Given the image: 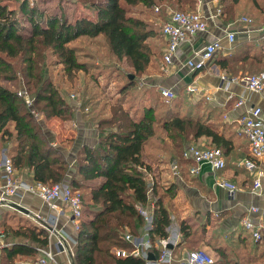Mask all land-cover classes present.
<instances>
[{"label": "trees", "instance_id": "trees-1", "mask_svg": "<svg viewBox=\"0 0 264 264\" xmlns=\"http://www.w3.org/2000/svg\"><path fill=\"white\" fill-rule=\"evenodd\" d=\"M82 1L95 9V18L84 16L69 21L60 14L46 17V12L40 7L23 2L20 15L27 17L31 24V31L26 34L19 14L9 10L7 4L0 0V150L8 147L16 168H31L33 179L53 184L72 173V179L68 178L73 188H88L83 200L85 202L86 199L87 203L84 210L90 215L81 220L75 264H146L140 256L131 253L120 256L116 251L133 248L125 238L127 232L137 235L143 232L146 221L137 203L149 204L150 196L154 200L151 237L156 240L169 236L173 221L170 210L175 207L174 197L179 184L171 180L162 185L157 173L159 165L176 159L187 164L188 159L183 157L186 146L202 136L210 139L209 146L223 150L226 161L235 145L231 135L219 131L214 123L199 114L203 101H191L185 87H182L174 98L167 100L170 103L164 109L159 101L152 103L154 99L150 96L147 98L149 103H144V110L138 116L117 102L97 122L98 141L84 143L77 150L76 166L71 169L64 150L53 145L44 121L18 94L20 87L11 89L3 85L2 80L24 81L23 86L34 97L33 107L46 119L55 116L67 119L72 116L71 112L75 115V109L55 86L50 71L52 62H48L50 55L57 56L67 74L79 70L86 72L89 62L82 58L83 45L78 40L97 38L102 34L117 60L127 58L138 75L150 68L154 54L147 41L153 36L152 28L128 9V4H149L152 0ZM188 1L189 6L196 7L197 0H176V3L183 5ZM240 1H219L223 21L236 20V6ZM250 1L255 11L264 13V0ZM235 46L231 54L217 51L211 61L233 74L264 71L263 33L244 39ZM130 74H126L127 81L123 82L124 93L137 85L135 76L131 78ZM154 91L145 89L142 93L149 96ZM156 91L164 100L158 88ZM143 94H139L142 102ZM246 156H251L250 144ZM150 174L153 177L151 193L148 192ZM97 178H103L101 183H87ZM11 217L17 219L15 225L6 222L7 217L0 219V225L6 232L13 230L29 238V243L3 248L0 264H15L19 253L34 256L37 252L34 244H48V231L44 228L24 217ZM179 224L183 246L196 249L191 247L205 243L219 253L221 261L216 260L213 264H264L263 240H254L245 228L226 234L216 231L208 241L204 220L194 225L186 217L179 219Z\"/></svg>", "mask_w": 264, "mask_h": 264}, {"label": "crops", "instance_id": "crops-1", "mask_svg": "<svg viewBox=\"0 0 264 264\" xmlns=\"http://www.w3.org/2000/svg\"><path fill=\"white\" fill-rule=\"evenodd\" d=\"M219 1L222 2V0ZM228 1L230 0H224V2ZM236 7H238V17L236 20L226 23L221 16H216L215 14L216 0H202L201 8L204 10L205 14L209 16V30L194 35L188 41L183 42L178 51L176 61L169 70L166 71L163 69V59H161L162 67H160V72L150 76L151 79L149 82L157 81L155 83L157 88L160 85H166L174 89L175 92H178L182 87H185L184 89L187 91V96L191 101L198 102L202 100L203 104L199 106V114L203 115L206 120L214 123L219 131H225L228 135H231L235 145L233 151L229 154V158H227L226 167L217 171V173L212 169L209 163H201L199 164V171L196 174H192L189 171V167L193 161L188 160L187 164L183 162L182 177L172 179L170 169V164L172 162L166 164L161 163V167L165 168L164 171H161V175L167 174L169 176L168 183L171 182V180H175L176 183L179 184L174 202L180 209V215L175 210H170L173 221L169 227L170 235L179 234V240L176 246H174V249L179 253L189 250L188 247L182 244L179 219L186 217L190 218V216H192L194 220L195 218L197 219V223L204 220V222L207 223V232L210 234L208 238H210L215 231L226 234L230 231L243 229L242 220L247 216H251L255 223L264 222V176L261 179V185L255 187V179L257 178L256 171L248 169L240 163L242 159L247 157L246 155L249 152V141L242 133L241 125L238 121V117L243 111L257 105L263 108L264 115V91H251L241 82H231L228 89L223 87V74L241 76L249 71H240L239 74H233L229 70L220 67L218 63L214 61L208 62L207 65L200 70H193L185 64L186 60L192 57L196 50L202 48L206 41L213 37H223L224 47L220 51L223 54H231L235 50L236 43L244 39L249 40L260 34L258 31L254 30V28L263 23L264 13L262 11H255L250 0H241ZM244 16H250L254 20L253 27H250L251 30L253 28L251 32L246 22L243 21ZM230 29L235 30L237 33L236 42L233 45H230L225 38L227 31ZM163 39L164 51L166 46V39L164 36ZM193 82L205 84L208 87L207 92L211 93L214 98H201L190 93L187 86ZM147 85L152 86L154 84L147 82ZM230 95H233V98L230 99ZM238 99H242V103L237 104ZM80 105V103L77 104V101L74 105V121L77 125L72 128V131L76 139L74 145L71 146L72 151H66L72 166H76L75 157L77 149L79 148L78 146H80V143L76 142L78 138L83 137L84 143H93L88 141V139L92 137L86 135L88 131L93 135V129L88 128L92 123L83 118V108L81 109ZM46 129L50 132L53 141L58 142L57 139L59 138L64 140L62 142L70 141L62 137L60 132L54 135L48 127ZM209 143L210 139L202 136L191 144L204 146L209 145ZM3 149H8V147L0 150V157ZM261 166L264 168V155L261 159ZM30 169L26 168L25 170H19L18 175L24 179L32 180L33 171ZM216 176L225 177L236 183L238 189L234 192H230L227 188L217 184L215 179ZM57 204L64 212L59 218V227L64 228L70 235H76L77 233L67 217L69 209L60 201H57ZM253 207L257 208V210H252ZM37 213L49 215L54 213V210L41 197L31 192L13 195L0 204V219L7 217L6 222L8 223H13L14 218L11 217V215H16V217L28 219L30 223L39 227L34 217ZM190 213H192V215H189ZM12 231L13 230L6 232L5 228L0 225V261L3 248L29 243V238L18 235L15 231ZM34 245L37 247L36 254L34 256H29L19 253L16 255L15 264H39L38 259L41 253L38 247L40 244ZM48 247L52 250L54 255V259L49 260V264H75L74 258L77 247L75 251L61 249L57 244L56 235L51 238Z\"/></svg>", "mask_w": 264, "mask_h": 264}, {"label": "built area", "instance_id": "built-area-1", "mask_svg": "<svg viewBox=\"0 0 264 264\" xmlns=\"http://www.w3.org/2000/svg\"><path fill=\"white\" fill-rule=\"evenodd\" d=\"M201 1L197 0V9L195 10H180L170 9L167 18L163 22L162 32L166 39V46L163 51V69L169 70L175 63L178 51L183 42L188 41L194 35L204 33L209 30V16L201 8ZM219 0H216V16L222 15V8L218 5ZM243 21L246 22L250 32L253 30L254 20L250 16H244ZM259 33H263L264 37V23L254 28ZM236 31L228 30L225 38L230 45L236 42ZM223 37H213L206 41L205 45L196 50L194 55L188 58L185 62L193 70L203 69L208 62H210L215 53L224 47ZM223 81L226 89H228L231 82H241L245 84L251 91H264V71L258 73H246L241 76H231L223 74ZM190 93L197 97H205L207 99L214 98L208 91V87L203 83L193 82L187 86ZM161 95L170 100L176 96L174 89L160 85L158 87ZM18 94L22 95L29 106L33 108V98L28 89L21 86L18 89ZM229 98H233L230 95ZM70 101H76V94L71 95ZM69 101V102H70ZM242 99H238L237 104L242 103ZM73 105V104H72ZM38 116L39 113L32 109ZM241 125V131L246 136L250 144L251 156L245 157L240 163L248 169L255 170L257 178L255 179V187L261 185V179L264 176V168L261 166V159L264 155V115L261 106H254L243 111L238 117ZM0 157V204L9 197L17 194H24L31 192L41 197L51 208L54 213L44 215L37 213L34 217L37 225L48 231V244L40 245L38 247L41 253L38 262L39 264H49V260L54 259L52 250L48 247L51 238L57 236V244L63 250L75 251L78 243V230L81 225V220L84 217L83 199L79 189L73 188L68 176L64 177L59 182L53 184L38 181L36 179L27 180L18 175V169L14 165L13 158L8 149H3ZM183 157L187 158L193 163L189 167L192 174L199 171V164L209 163L212 169L217 173L224 169L227 165L223 150L218 146L188 144L183 152ZM171 176L173 179L182 177L183 163L176 159L170 164ZM217 184L227 188L230 192L238 189L236 183L226 179L225 177H215ZM153 177L149 176L148 192H152ZM57 201L64 203L69 209L68 220L72 224L76 235H70L64 228L59 227V218L64 213L58 207ZM137 207L146 221L144 232L137 235L132 232H127L125 238L133 244V248L117 249L116 253L120 256H125L131 253L135 256H140L146 260V264H213L214 257L210 252L204 248L189 249L179 253L174 249L179 234L170 235L165 238L152 239L150 230L153 227V210L154 200L150 196L149 204L145 205L137 203ZM252 210H257L253 207ZM242 226L247 229L254 240L264 239V222L255 223L251 216L244 217ZM172 244V247L169 245ZM154 255L153 259H149L150 254Z\"/></svg>", "mask_w": 264, "mask_h": 264}, {"label": "rangeland", "instance_id": "rangeland-1", "mask_svg": "<svg viewBox=\"0 0 264 264\" xmlns=\"http://www.w3.org/2000/svg\"><path fill=\"white\" fill-rule=\"evenodd\" d=\"M4 4H7V8L9 10L16 11L17 14H19L21 19V25L25 26V29H23V32L26 34H29L31 31V24L28 20V18L23 16V14L20 15L21 4L23 2H27L30 6H37L43 9L46 12V17L49 15L54 14H60L63 18H67L69 21L74 20L78 17H89V18H95L96 17V11L93 7H87L86 4L82 0H2ZM188 3H183V5H179L176 3V0H152L151 3H143L139 2L137 4H128L129 12L145 21V23L148 24V27L152 28L153 30V36H150L148 38V43L152 46L151 51L154 54L152 55V62L150 65V68L146 70L143 74H138L134 72L133 68L129 64V60L127 58L119 61L117 58L112 54L106 38L100 34L97 38H88L83 37L82 40H78L80 44L83 45V52L84 55L82 58L87 59L89 62L88 71L79 70L73 72L71 75L67 74L64 70V65L58 60L56 55H50L48 57V62H52L50 71L54 78L55 86L59 88V91L63 94V96L68 100V102L71 99L72 94H76V101L77 104H81L80 108L82 109V112L84 113L83 118L87 119L92 123L91 126L88 128L93 129V135L90 134V131L86 133L87 136H90L92 138H89L88 141H91L94 144L98 140V133L99 128H97V122L99 119L104 117L106 114L110 112L111 107L113 105L117 104V102H121L125 107L129 108L131 110L132 115L138 116L140 113L144 110V103H149V98L152 96V99L154 101H159L162 103V108H166L167 105H169L170 101L163 100L160 95L157 93V85L155 82H149L151 79V75H155L160 72L161 66V59H162V52L164 47V39L163 35L161 34V28L163 25L164 20L167 18V15L169 13L170 9H180L184 8L186 10H195L197 9V3L195 6H189ZM91 16V17H90ZM86 53V54H85ZM256 72V71H251ZM127 73H132L135 75L136 83L137 85L130 89L128 92L124 93L123 90V82L127 81ZM250 73V72H249ZM148 83H152L154 85L148 86ZM2 84L6 87H9L11 89H17L16 87H21L24 84V81L22 80H2ZM122 85V86H121ZM145 89L155 90L153 93H149V96L146 94H143L142 91ZM177 92V91H176ZM145 95L143 99V102L141 100V97L139 94ZM147 96V97H146ZM156 96L158 97L156 99ZM34 101V97L31 96ZM80 99V100H79ZM76 101H70L69 104L73 109H75L74 105L76 104ZM73 104V105H72ZM146 104V105H147ZM32 108V107H31ZM32 109H37L33 107ZM87 109V110H86ZM74 111V110H72ZM38 112V111H37ZM159 113H162L161 110H158ZM39 113V112H38ZM75 113V112H74ZM71 117L67 119H63L60 117H52L50 119H46L44 114L39 113L38 117L39 119L44 121L45 129L48 127L51 132L55 135L58 132L62 134V137L67 138L70 141L62 142L64 140H61V138L57 139V141H53L52 137V143L56 147L63 148L67 159L70 164V168L74 169V166H72L68 154L66 151H72L71 146L74 145V141L76 139V136L74 132L72 131V128L76 126V122L74 121L75 115L71 112ZM48 124V125H47ZM47 126V127H46ZM88 130V129H86ZM49 132V131H48ZM50 134V132H49ZM52 135V134H51ZM72 137V138H71ZM77 143H80V146L77 150H80L82 148V144H84V139L78 138L76 141ZM88 143V142H87ZM192 143V142H190ZM67 148V149H66ZM66 149V150H65ZM72 154V152H71ZM76 158V157H75ZM160 163H158L159 165ZM153 165H157V163H153ZM165 168L161 167V164L159 165V169L157 171L158 175L160 176V181L162 185L168 184V178L169 176L167 174L161 175V171H164ZM70 179H72V173L67 174ZM103 178H97L95 180L89 181L87 183H90L91 185H97L101 183ZM80 193L83 195H86L88 192L87 187L79 188ZM83 209L86 206V199L85 202L83 200ZM175 204V203H174ZM172 208V207H171ZM173 210H175L177 213H179V208L175 204V207L173 206ZM90 215L87 210H84V217H87ZM189 215H192L190 213ZM192 218V223L195 225L197 224V219H193L192 216H190V219ZM17 223V219H14V222L12 223L15 225ZM208 229V228H207ZM206 229V240L209 241V235ZM216 232V231H215ZM191 248H204L208 252L212 254L215 261H221V257L219 253L211 248L210 246L204 244H198ZM222 264H228V263H222Z\"/></svg>", "mask_w": 264, "mask_h": 264}, {"label": "water", "instance_id": "water-1", "mask_svg": "<svg viewBox=\"0 0 264 264\" xmlns=\"http://www.w3.org/2000/svg\"><path fill=\"white\" fill-rule=\"evenodd\" d=\"M134 76H135L134 74H132V73L130 74V77H131V78H134ZM169 247H172V244H170ZM153 258H154V255L151 253V254L149 255V259H153Z\"/></svg>", "mask_w": 264, "mask_h": 264}]
</instances>
